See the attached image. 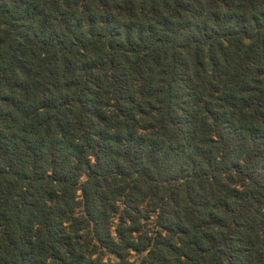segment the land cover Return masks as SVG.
Returning a JSON list of instances; mask_svg holds the SVG:
<instances>
[{"label": "trees", "instance_id": "16d2710c", "mask_svg": "<svg viewBox=\"0 0 264 264\" xmlns=\"http://www.w3.org/2000/svg\"><path fill=\"white\" fill-rule=\"evenodd\" d=\"M0 264H264V0H0Z\"/></svg>", "mask_w": 264, "mask_h": 264}]
</instances>
